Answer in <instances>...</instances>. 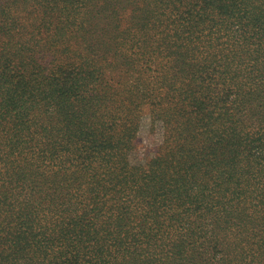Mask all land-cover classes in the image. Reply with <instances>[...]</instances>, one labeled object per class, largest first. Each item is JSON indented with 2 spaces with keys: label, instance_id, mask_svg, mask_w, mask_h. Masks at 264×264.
I'll list each match as a JSON object with an SVG mask.
<instances>
[{
  "label": "trees",
  "instance_id": "obj_1",
  "mask_svg": "<svg viewBox=\"0 0 264 264\" xmlns=\"http://www.w3.org/2000/svg\"><path fill=\"white\" fill-rule=\"evenodd\" d=\"M0 264H264V0H0Z\"/></svg>",
  "mask_w": 264,
  "mask_h": 264
},
{
  "label": "rangeland",
  "instance_id": "obj_2",
  "mask_svg": "<svg viewBox=\"0 0 264 264\" xmlns=\"http://www.w3.org/2000/svg\"><path fill=\"white\" fill-rule=\"evenodd\" d=\"M144 124L142 126V129L140 131V136H141V144H140V148H139V151L135 154V156L137 155H143L144 151L146 150V146H150L152 144H157L161 141V138H160V133L159 131L157 130L155 133H149L147 132V119H145L144 121ZM133 159L135 160V157L133 155Z\"/></svg>",
  "mask_w": 264,
  "mask_h": 264
}]
</instances>
